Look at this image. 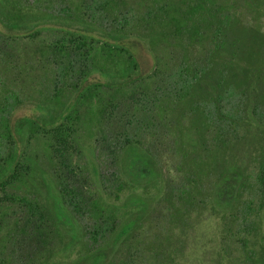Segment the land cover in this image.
<instances>
[{"label": "trees", "instance_id": "trees-1", "mask_svg": "<svg viewBox=\"0 0 264 264\" xmlns=\"http://www.w3.org/2000/svg\"><path fill=\"white\" fill-rule=\"evenodd\" d=\"M168 1L163 7L148 9L141 23L167 31L168 40L202 39L208 48L194 63L171 54L152 55L153 66L148 71L141 68L138 50L144 46L141 39L129 38L120 30L97 37L89 33L85 24L81 29L70 28L69 8L57 19L59 25L44 11L39 12L38 22L16 24L15 18L5 16L8 12L11 15L20 12L15 1L13 10L1 11L0 23L7 32L0 31V54L10 52L18 41L36 40L42 31L62 35L60 40L39 49L45 52V61L51 63L50 70H53V88L45 99L49 104L59 102L63 87L72 98L55 116L50 114L52 106L46 105L45 109L34 107L33 112L16 117V111L23 104L20 95L0 81V224L4 223L0 264H14V252L10 253L9 245L14 251L20 250L21 245L22 249H34L48 257L54 236L62 229V222L70 217L81 226L85 242L84 253L74 264H105L108 249L136 225L134 221H120L109 214L104 207L105 200L118 202L127 190L125 181H160L155 158L144 142L145 134L156 136L153 133L167 130L173 121L166 116L181 110L192 116L201 134L210 136L205 150L210 154L216 150L224 153L240 140L239 129L253 120L254 111L249 109L255 92L250 89L253 76L247 75L248 81L239 87L232 86L228 77V69L241 66L240 63L249 69L247 60L243 59L250 52L235 15L221 11L216 0ZM112 5L111 0H90L80 19H85L86 11H93L107 20L118 21L121 14L113 11ZM23 30L26 31L23 33ZM252 37L259 41L256 35ZM234 102L246 110L243 117L235 112ZM36 111L40 116L35 115ZM84 113L95 123L91 152L96 154V159L89 156L90 173L86 171V174L77 160L73 161L78 124ZM32 140L43 146L45 155L40 162L51 165L48 175L43 173L39 162L27 157L21 162V145L31 144ZM103 156L110 158L114 167L111 175L117 186L112 191L104 185L109 175L102 174L98 164ZM262 159L261 170L252 181L264 196V152ZM36 173L51 180L49 187L55 209L23 190ZM84 178L95 181L98 197L85 194ZM186 178L191 181L190 175ZM218 181L221 196L234 211L230 213V224L238 227L239 218L255 209L254 202L242 196L247 180L226 173ZM187 197L186 192L180 193L181 199ZM130 201L132 207L142 205L139 198ZM244 249L249 261L253 249Z\"/></svg>", "mask_w": 264, "mask_h": 264}, {"label": "rangeland", "instance_id": "rangeland-1", "mask_svg": "<svg viewBox=\"0 0 264 264\" xmlns=\"http://www.w3.org/2000/svg\"><path fill=\"white\" fill-rule=\"evenodd\" d=\"M14 1L20 12L13 15L6 13L15 8ZM111 1L114 3L113 11L121 14L118 21L107 20L93 11H86L87 15L82 21L81 12L85 4H90V0H0V13L2 11L8 18H15L14 22L18 25H26L40 21L39 12L44 11L53 16L54 24L59 25L57 19L63 17L69 8L72 16L70 28L81 29L85 24L89 33L97 37L120 30L127 33L129 38L141 39L144 46L138 50L144 71L151 70L153 66L152 55L164 57L171 54L194 63L206 52L208 47L202 39L182 37L168 40L167 31L149 28L147 22L141 23L140 19L148 9L163 7L169 3L168 0ZM216 5L224 13L235 15L240 30L245 34L241 37L250 54L242 59L247 60L249 69L240 63L241 66L238 64L228 69V77L232 86L239 87L248 81L247 75L253 76L250 89L253 88L255 92L249 102V109L254 111L253 120L239 129L240 140L224 153L216 150L210 154L205 150L210 136L201 134L192 116L181 110L166 116L167 120L173 121L170 128L153 133L156 136L145 134L144 142L155 158L160 181H125L127 190L118 202L114 204L111 200H105L104 207L109 214L120 221L131 220L136 224L124 239L108 249L105 264H264V196L258 193L252 181L261 170L259 165L264 152V0H216ZM0 31L7 32L1 23ZM252 35H256L259 41ZM61 38V34L42 31L36 40L18 41L10 52L0 54V62L5 63L0 65V81L18 91L23 103L16 111V117L33 112L34 107L45 109L46 105L52 106L50 114L55 116L71 100L72 94L65 92L64 87L61 88L59 102L49 104L45 99L53 88V70H50L51 63L45 61V52L39 49ZM6 63L11 65L8 67ZM238 106L239 103L235 112L243 117L246 110ZM34 113L40 116L39 112ZM94 124V119L84 113L76 134L77 151L73 161L77 160L85 174L86 171L90 173L89 156L94 158L96 155L91 152L94 150ZM34 142L32 140L31 144L21 145V162H25L26 157L39 162L43 173L48 175L51 165L40 162L41 156L45 155L43 146ZM109 159L103 156L98 164L101 173L109 175V181H104V185L112 191L117 181H113L111 174L114 167ZM226 173L237 174L247 180L243 184L242 196L255 205L253 211L239 218V228L230 224L229 217L233 210L218 190V179ZM188 175L191 181L185 180ZM84 180L85 194L98 197L95 181L90 178ZM49 181L48 177L41 178V173H36L31 184L23 190L29 192L31 198L55 209ZM181 192H186V200L180 198ZM132 198H139L142 205L132 207ZM66 221L62 222V229L54 236L48 257H44L42 252L36 253L34 249H22L21 245L20 250L14 251L9 245L10 253L14 252L13 263L74 264L84 253L83 231L71 217ZM0 230L2 237L3 222ZM0 244L3 243L0 241ZM244 247L253 249L249 261Z\"/></svg>", "mask_w": 264, "mask_h": 264}]
</instances>
